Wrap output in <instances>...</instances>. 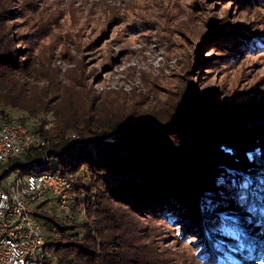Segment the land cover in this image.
I'll use <instances>...</instances> for the list:
<instances>
[{
    "label": "trees",
    "instance_id": "16d2710c",
    "mask_svg": "<svg viewBox=\"0 0 264 264\" xmlns=\"http://www.w3.org/2000/svg\"><path fill=\"white\" fill-rule=\"evenodd\" d=\"M250 1L264 6V0ZM15 8L12 0H0V119L29 125L50 145L29 147L8 163L12 171L66 175L74 195L80 187L71 212H60L54 196L37 207L47 239L43 264H179L158 228L181 220L203 241H210L208 230L218 240L225 226L216 214L222 189L237 183L241 199L252 195L246 179L235 181L231 171L254 176L264 215V106L243 113L186 86L175 100L143 113L89 94V107L67 108L64 88L78 75L54 66L51 55L19 45L10 24ZM50 110L58 120L54 131L45 130L41 118ZM45 150L57 161L45 162ZM9 173L0 172V184ZM79 206L85 208L81 220ZM230 220L243 236L253 230L243 219Z\"/></svg>",
    "mask_w": 264,
    "mask_h": 264
},
{
    "label": "rangeland",
    "instance_id": "374dc122",
    "mask_svg": "<svg viewBox=\"0 0 264 264\" xmlns=\"http://www.w3.org/2000/svg\"><path fill=\"white\" fill-rule=\"evenodd\" d=\"M12 3L16 14L10 24L21 40L19 45L33 53L51 55L54 66L63 71L74 69V75H78L77 84L68 83L64 88L62 104L68 105L67 108L74 103L80 109L89 107L85 98L89 94L108 106L121 101L124 108L135 107L138 113H143L175 100L186 86L243 113L249 106H264L261 2L12 0ZM49 112L53 121L49 130L54 131L58 120L52 110ZM231 172L237 182L246 179L245 188L251 186L248 190L252 195L241 199L237 183L222 189L216 214L223 218L225 226L220 228L218 234L222 236L218 240H212L208 230L210 241H203L196 232L186 231L181 220L158 228L170 245V258L178 255L179 264H264V215L258 209L260 203L252 187L254 176L244 170ZM14 175L10 173L7 179ZM79 190L78 186L75 195L69 192L66 206L58 202L60 212H71L73 195ZM80 207L83 211L77 214L78 220L85 210ZM216 214L212 219L215 224L220 221ZM230 219H243L253 230L243 236ZM229 226L235 229L226 239L223 235Z\"/></svg>",
    "mask_w": 264,
    "mask_h": 264
},
{
    "label": "built area",
    "instance_id": "2783aa9c",
    "mask_svg": "<svg viewBox=\"0 0 264 264\" xmlns=\"http://www.w3.org/2000/svg\"><path fill=\"white\" fill-rule=\"evenodd\" d=\"M50 115L44 113L45 130L53 124ZM49 145L50 138L29 125L0 119V172L15 173L7 179L9 173L0 184V264H43L45 260L46 232L37 216V207L51 196L66 206L72 181L52 170L12 171L8 162L29 147L46 149ZM43 158L45 162L57 161V156L47 150Z\"/></svg>",
    "mask_w": 264,
    "mask_h": 264
}]
</instances>
